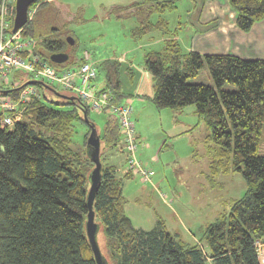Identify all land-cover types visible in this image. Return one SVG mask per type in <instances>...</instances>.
<instances>
[{"label": "trees", "instance_id": "16d2710c", "mask_svg": "<svg viewBox=\"0 0 264 264\" xmlns=\"http://www.w3.org/2000/svg\"><path fill=\"white\" fill-rule=\"evenodd\" d=\"M174 1L137 3V24L132 34L140 37L156 29L169 35L163 39L161 49L144 54L143 68L152 81L151 99L158 108L195 106L208 129L204 141L212 152L209 174L240 173L246 183L245 194L207 223L202 238L193 244L171 232L162 219L148 230L135 227L124 210L126 199L122 194L123 180L133 174L119 176L116 165L105 164L102 157L103 151L111 148L125 155L120 147L123 134L117 116L108 106L95 110L106 116L100 133L89 118L91 108L86 102L62 88L59 93L72 99H52L38 91L35 84L56 94L53 82L39 77L41 82L32 84L37 95H30L24 104L22 121L12 128H0V264H96L85 232L88 174L95 165L86 149L91 127L100 139L101 162V180L93 202L94 220L103 231L114 264H262L256 242L264 241V153L260 151L264 131V58L184 51L176 29L171 30L168 19L162 16L176 8ZM206 1L200 0L194 10L197 22ZM227 2L234 12L236 27L243 32L264 20V0ZM52 4H57V0H37L29 6L32 13L20 29V39L34 41L31 53L39 56L36 67L39 62H46L59 72L73 69L65 65L71 62L73 44L68 46L65 40L66 35L71 36L64 29L68 19L56 15L58 8L50 15ZM7 8L9 26L0 32L5 39L14 33V5L8 4ZM120 8L124 7H117ZM152 13L159 14L155 22L150 20ZM6 30L11 32L7 37ZM59 51L67 52L68 60L51 62L49 54ZM83 57L78 66L88 62ZM100 65L105 84L96 90L92 82L97 76L94 67L96 74L91 83L95 92L108 91L112 103L130 105V120L139 145L131 101L126 99L130 95L122 91V64L117 58H105ZM203 68L212 84L191 81ZM25 71L35 78L33 72ZM14 72L18 87L0 81L9 87L3 89L0 85V91L16 99L23 84L35 79H21L19 70ZM76 121L87 124L82 151L71 146Z\"/></svg>", "mask_w": 264, "mask_h": 264}, {"label": "rangeland", "instance_id": "374dc122", "mask_svg": "<svg viewBox=\"0 0 264 264\" xmlns=\"http://www.w3.org/2000/svg\"><path fill=\"white\" fill-rule=\"evenodd\" d=\"M141 1L144 0H57V4L51 5L50 15L53 16V9L58 8L56 15H61L64 20L68 19L64 29L71 32L74 41L73 45H68H72L73 49L71 62L65 65L77 66L83 52L87 59L90 53L88 62L97 71V76L92 81L96 90L105 84L101 58H123L133 66L136 73H142L145 52L161 49L163 39L169 36L156 29L140 37L132 34L137 24V3ZM219 1L222 0H212L206 4L205 20L209 17L210 21L216 20L219 29L226 31L228 38L226 43L222 39L220 44L216 32L221 31L212 30L214 35L211 44H220L223 50H232L246 57H264V20L244 34L233 22L234 12L225 2L218 4ZM174 2L176 8L165 11L162 16L168 19L171 30L176 29L182 49L187 50L186 46L190 44L199 26L193 15L194 10L201 3L200 0ZM118 6L124 8L117 9ZM65 10L70 13H65ZM41 13L36 16L37 20ZM158 16V13H152L150 20L155 22ZM211 29L213 28L208 30ZM10 33L6 30L4 36L7 37ZM68 49L70 50L69 47ZM18 73L21 79L40 80L33 78L25 70H19ZM15 74L12 72L9 75L11 81L15 79ZM191 81L212 84L206 68ZM122 82L124 85L123 79ZM0 85L3 89L9 88L6 84ZM35 86L38 91L47 93L54 100L60 98L52 91L48 92L37 84ZM53 86L56 93L62 92L60 84L53 83ZM146 93L150 94L149 91ZM148 94L141 96L143 102L131 103V106L140 141L136 149V159L143 167L151 170L152 175L149 181L142 180L139 175L123 180L122 194L126 199L124 210L137 228L148 230L157 219H162L171 232L184 242L193 244L202 238L207 223L213 221L220 212L228 210L234 200L245 194L246 183L238 172L214 176L209 174L212 152L204 141L208 129L193 104L182 108H158ZM130 96L132 99L137 98ZM89 118L101 133L106 116L90 109ZM86 130L85 122L76 121L71 144L74 150L82 151ZM113 149L117 156L112 154ZM113 149L104 150L102 157L105 164H115L118 175L122 176L126 168L125 155ZM260 151L264 153V131ZM98 243L108 264H114L108 255L101 228L98 230Z\"/></svg>", "mask_w": 264, "mask_h": 264}, {"label": "built area", "instance_id": "2783aa9c", "mask_svg": "<svg viewBox=\"0 0 264 264\" xmlns=\"http://www.w3.org/2000/svg\"><path fill=\"white\" fill-rule=\"evenodd\" d=\"M15 0H1L0 2V32L9 26L8 4L14 5ZM32 12L29 11L30 15ZM34 41L20 39V30L14 32L9 38L0 36V81L18 87V80H10L9 75L15 70H29L35 78L43 77L49 82L58 83L62 89L86 102L93 110H101L110 107L118 118L123 134L122 147L125 152V173L139 175L142 180L149 181L152 172L143 167L136 159L137 141L133 122L130 120L131 108L129 104H114L108 91L96 94L91 80L95 76V69L89 62H84L76 69H63L57 71L55 67L46 62H38L39 56L32 52ZM24 52L26 55H24ZM28 53V54H27ZM87 53V52H86ZM87 56V54H86ZM87 58V57H85ZM30 95H37L35 87L27 84L21 87L18 98L0 91V128H12L24 116V104ZM261 242H256L258 251H261Z\"/></svg>", "mask_w": 264, "mask_h": 264}, {"label": "crops", "instance_id": "0c3cea01", "mask_svg": "<svg viewBox=\"0 0 264 264\" xmlns=\"http://www.w3.org/2000/svg\"><path fill=\"white\" fill-rule=\"evenodd\" d=\"M211 1L212 0H208V1L204 2L203 8H202V10H201V12L199 14V17H198L199 26H197V27H198L199 30H197L194 33L193 37L190 40V44H187V46H186L187 48L186 49L187 50H195L197 52L207 53V54L232 53L234 55H237V56H240V57H243V58H246V59L264 58V57H261V56L260 57H246V56L239 55L235 51H232V50L229 51V50H223L222 49L223 47H221V45H220L221 43L220 42H222V39L224 40L223 41L224 43L227 42L228 36H227L226 31H221V29H219V23H217L216 20L210 21V17L209 18L207 17L208 19L205 20L206 17H205V13L204 12L207 10L205 6H207L206 4H208ZM223 2H225L228 5L227 0H222L221 2L219 1L218 4H224ZM233 22H234V19H233ZM210 28H213V29L208 30ZM206 30H208V31H206ZM212 30H217V31L220 30L221 31L220 33L216 32V37H219L218 42L220 43L217 46H214V45L211 44V42H212L211 39L213 38L212 36L214 35L213 33H211ZM238 30L240 32H243L240 29H238ZM243 33L245 34L246 32H243ZM203 38H204V40L202 41ZM177 39H178V36H177ZM183 50L187 51L185 49H183ZM83 56H84V52L82 54L81 61L84 58ZM90 58H91V56H90V53H89L88 60ZM106 58H109V57L107 56ZM110 58H114V57H110ZM103 59H105V58H101V60H103ZM118 60L122 64L121 65V70H120V79H121V82H122V79L125 81L124 85H123V82H122V91L124 93H128L129 95L137 96V98H135V99H132L131 96L127 97L126 99L130 100L131 103H134V104H137V102H143L142 101L143 99L141 98V96L148 94V93H146L148 91L150 93L148 95H150L149 97L151 98V96H152L151 76L143 68V64H142V69H141L142 73L137 72L138 73L137 74L136 71L134 70L133 66L128 61L124 60L123 58H120ZM77 66L71 65L70 67L74 69ZM97 81H99V77L97 78ZM132 116H133V113H132ZM136 132H137V135L139 136V131H136ZM120 147L122 148V146H120ZM111 149H113V148H111ZM113 152L114 153H112V154H114V156H117V153H115L114 149H113ZM112 154H110V155H112ZM122 155H123V153H122ZM262 248H263V250H262V252L259 251V255H260L262 264H264V241H263V244H262Z\"/></svg>", "mask_w": 264, "mask_h": 264}, {"label": "water", "instance_id": "95a60500", "mask_svg": "<svg viewBox=\"0 0 264 264\" xmlns=\"http://www.w3.org/2000/svg\"><path fill=\"white\" fill-rule=\"evenodd\" d=\"M37 0H15L14 1V15L12 21V32L20 30L28 21L29 6ZM65 40L68 44H73V39L70 35L65 37ZM68 53L65 51L53 52L49 54V59L53 63H63L68 60ZM36 82H41L37 80H28L23 84H35ZM61 97L72 99L70 96L56 93ZM84 118L87 116L86 112H83ZM86 149L87 154L95 163L94 167L88 174L89 178V188L87 190L86 196V205H87V214L85 221V232L90 244L94 260L96 264H108L105 257L103 256L98 241L97 233L99 229L98 223L94 220L95 212L93 209V202L95 194L97 191L98 184L101 180V162L99 161V151H100V139L96 133L95 128L91 127L90 133L86 139Z\"/></svg>", "mask_w": 264, "mask_h": 264}, {"label": "flooded vegetation", "instance_id": "af4514ba", "mask_svg": "<svg viewBox=\"0 0 264 264\" xmlns=\"http://www.w3.org/2000/svg\"><path fill=\"white\" fill-rule=\"evenodd\" d=\"M67 36V35H66Z\"/></svg>", "mask_w": 264, "mask_h": 264}]
</instances>
